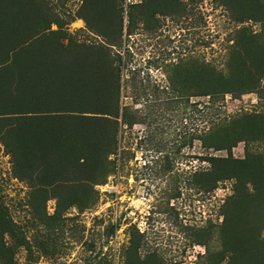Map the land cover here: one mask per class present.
<instances>
[{
  "label": "rangeland",
  "instance_id": "1",
  "mask_svg": "<svg viewBox=\"0 0 264 264\" xmlns=\"http://www.w3.org/2000/svg\"><path fill=\"white\" fill-rule=\"evenodd\" d=\"M38 2L56 15L48 32L73 48L68 68L73 54L96 64L86 90L101 86L104 61L120 72L117 149L86 191L68 169L64 199L84 204L55 215L58 192L18 175L0 138V210L15 224L0 226V264H214L235 243L220 227L237 179L221 176L246 157L264 175V12L253 17L251 4L242 11L225 0H113L106 13L118 37L106 56L107 20L80 18L84 0ZM217 76L251 91L201 94ZM255 235L248 249L264 252V229Z\"/></svg>",
  "mask_w": 264,
  "mask_h": 264
},
{
  "label": "trees",
  "instance_id": "2",
  "mask_svg": "<svg viewBox=\"0 0 264 264\" xmlns=\"http://www.w3.org/2000/svg\"><path fill=\"white\" fill-rule=\"evenodd\" d=\"M225 1H235V7L242 11L251 4L253 17L264 12V1L261 0ZM112 2L84 0L82 11H87L79 16L90 26L94 15H102L107 20L106 28L105 25L99 27L107 43L101 48L105 55L108 47L116 45L114 42L118 37L109 27L117 25V22L107 18L106 13ZM120 18L118 31L121 35L123 21ZM55 19L53 8H39L38 0H0V138L15 160L18 175L33 181L40 180L58 192L56 215L74 204L80 208L84 204L85 199L80 196L64 199L63 194L67 192L63 189L64 176L68 175V169L73 170L74 187L79 186L86 191L88 181L98 183L99 176L103 177L99 167L101 164L104 166L107 155L116 152L117 130L112 126L117 127L119 123L121 84L120 72L109 61H104L101 86L90 85L86 90L83 79L93 74L96 64L94 69L81 55L73 54V65L68 68L65 62L71 54L67 51L73 48L62 46L54 37L56 32L47 30ZM221 80L223 77L217 76V85H204L200 93L224 95L251 91L249 87L243 89L221 84ZM87 92L89 101L85 104ZM93 97L95 102L91 100ZM78 112L92 114L80 115ZM99 125L102 126L100 130ZM87 144L93 149L94 146L99 148L92 150ZM216 145L218 149L224 148L218 143ZM227 148L231 156V146ZM262 157L260 154L259 158ZM234 162L220 178L237 179L236 193L225 208V219L220 228L225 235H233L235 243L218 252L214 264H221L226 257H229L227 264H264V252L261 249L250 251L247 246L248 241L256 239L257 230L264 229V175H259V170H256L258 163L247 161V157ZM248 174L257 178L250 182ZM245 182L253 184L252 191L244 186ZM5 214L0 210V226L3 224L7 231L12 232L14 222Z\"/></svg>",
  "mask_w": 264,
  "mask_h": 264
}]
</instances>
